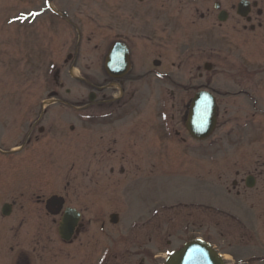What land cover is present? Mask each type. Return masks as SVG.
Listing matches in <instances>:
<instances>
[{"label": "flooded vegetation", "instance_id": "af4514ba", "mask_svg": "<svg viewBox=\"0 0 264 264\" xmlns=\"http://www.w3.org/2000/svg\"><path fill=\"white\" fill-rule=\"evenodd\" d=\"M195 2H104L108 19L97 15L93 35L100 39L107 30L108 50L118 45L113 55L123 52L127 66L118 70L113 57L108 72L106 55L100 56L87 97L70 101L51 92L53 100L46 102L73 105L75 112L36 114L31 103L20 143L0 145V264H164L194 238L208 243L224 264H264V162L249 161L233 173L239 215L213 206L209 196L172 204L163 196L164 152L170 148L191 150L194 183L203 178L198 182L207 194L212 187L211 145L183 144V135L198 142L185 129L197 92L214 98L215 130L221 114L225 123L242 115L243 126L264 120V0ZM3 4L14 9L19 26L46 14L55 23H72L67 0ZM75 9L84 15L82 6ZM58 73L54 83L62 88ZM2 109L0 102V115ZM44 117L47 125H38ZM46 131H67L70 142L45 151L59 153L62 162L56 192L37 176L38 160L33 166L44 152L35 133ZM247 168L253 170L241 172ZM198 219L205 220V237L196 236ZM181 227L184 233L193 229V237L181 242Z\"/></svg>", "mask_w": 264, "mask_h": 264}, {"label": "rangeland", "instance_id": "374dc122", "mask_svg": "<svg viewBox=\"0 0 264 264\" xmlns=\"http://www.w3.org/2000/svg\"><path fill=\"white\" fill-rule=\"evenodd\" d=\"M10 1L14 0H0V102L3 108L0 115V121L3 123L0 145L3 149L20 143L25 129V126H22L26 118L25 114L33 112L31 103H36L34 110L36 114L41 113L42 110L48 113L75 112L73 105H63L65 108L48 105L46 102L53 100L49 94L58 92L59 96L70 101L78 97H87L92 90L90 84L93 83V77L98 75L99 65L103 63V58L101 61L99 58L106 55L111 43L107 30H104L100 39L98 35L97 37L96 34L93 35V32H97L95 25L97 15L101 22L108 19V9L104 5L108 0H67L70 12H73L70 24L55 23L50 19V15L46 14L47 18L37 17L31 25L20 26L12 20L15 16L14 9L7 8L8 6L3 4ZM76 1L78 3H74ZM201 1L205 0H196L195 4ZM80 6L84 10V15L77 16L75 8ZM90 18H94V21H89ZM32 32L35 33L32 35ZM77 33L81 34L80 40L77 39ZM89 36L94 37L87 40ZM68 55L70 58L67 57ZM56 70L59 71L57 77L58 82L63 84L62 88H57L54 83L53 75ZM80 77L84 79L81 80ZM242 118L241 115L239 119L236 117L225 123L221 114L218 118V127L203 142L195 143L187 135H183L186 139L183 143L185 147L188 144L211 145L212 187L207 188L209 194L206 193L205 185L199 184V182L202 184L203 178L196 180L198 184L194 183L191 150H184L185 148L178 151L171 148L165 150L163 196L166 202L172 204L178 200H192L191 197L198 199L199 195L209 196V202L213 206L226 209L235 216L239 215V205L235 197L237 188L231 187V182L238 179L233 173L240 170L239 166H246L249 161L264 162V120L259 122L254 119L248 126H243ZM47 119L49 118L44 117L38 125H47L49 122ZM35 134L39 138L35 144L44 152L36 157L33 166L38 160L41 169L37 176L48 179L47 186L52 185L51 192H56L63 173L62 162L59 153L48 156L45 151L52 148L54 151H59L63 145L70 144L65 140L68 139L67 131H61L56 135L53 131H46L43 135L37 132ZM196 154L199 156L197 160L200 159L199 151ZM252 170L247 168L241 172ZM19 174L28 175L22 172ZM130 202L131 208L137 207L135 199L132 198ZM229 222L226 219L225 223ZM204 223L205 220H197L196 236L205 237ZM200 224L201 229L198 228ZM191 232L184 233L181 227L180 241L192 238L194 234ZM215 241V244H220V240L215 239Z\"/></svg>", "mask_w": 264, "mask_h": 264}, {"label": "water", "instance_id": "95a60500", "mask_svg": "<svg viewBox=\"0 0 264 264\" xmlns=\"http://www.w3.org/2000/svg\"><path fill=\"white\" fill-rule=\"evenodd\" d=\"M113 45L108 50L105 59V68L109 72L111 60L116 58L118 70L127 66L125 54L113 55ZM70 58V55L67 56ZM52 94H49L51 97ZM216 127V105L214 98L207 92H197L191 100L185 120V129L189 136L196 141H204L212 135ZM164 264H224L222 257L208 243L199 238L190 239L178 250L171 252Z\"/></svg>", "mask_w": 264, "mask_h": 264}]
</instances>
